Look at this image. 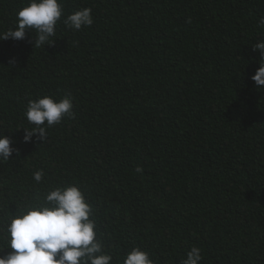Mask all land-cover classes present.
Segmentation results:
<instances>
[{"label": "trees", "instance_id": "obj_1", "mask_svg": "<svg viewBox=\"0 0 264 264\" xmlns=\"http://www.w3.org/2000/svg\"><path fill=\"white\" fill-rule=\"evenodd\" d=\"M28 2L0 0V32ZM59 2L52 44L35 47V31L0 41V134L15 149L0 217L74 184L112 264L134 246L154 264L193 246L201 264H264V89L251 79L264 0ZM83 8L93 24L66 27ZM44 95L70 96L74 116L26 143L27 103Z\"/></svg>", "mask_w": 264, "mask_h": 264}, {"label": "clouds", "instance_id": "obj_2", "mask_svg": "<svg viewBox=\"0 0 264 264\" xmlns=\"http://www.w3.org/2000/svg\"><path fill=\"white\" fill-rule=\"evenodd\" d=\"M64 8L59 0H29L16 14L15 27L0 32V41L23 40L26 31H35V47L52 44L56 35L57 22L61 20ZM94 20L90 8H83L66 15L63 23L72 30L89 27ZM264 27V17L259 20ZM261 59L251 79L257 89H264V40L253 45ZM32 129L25 130L24 142H30L38 134L47 140L48 129L58 125L65 117H73V103L70 96L56 99L39 96L30 99L24 113ZM12 140L0 134V163L9 161L15 149ZM142 171L141 168L136 169ZM43 171L33 173V180L43 182ZM0 264H112L103 242L98 238L96 220L92 206L83 191L74 184L49 188L29 200L21 202L14 213L0 217ZM201 249L193 246L186 253L181 264H201ZM117 264H154L146 250L134 246Z\"/></svg>", "mask_w": 264, "mask_h": 264}]
</instances>
